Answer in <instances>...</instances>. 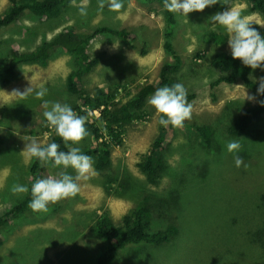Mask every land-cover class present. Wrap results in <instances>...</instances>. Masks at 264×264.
Masks as SVG:
<instances>
[{
    "label": "rangeland",
    "instance_id": "1",
    "mask_svg": "<svg viewBox=\"0 0 264 264\" xmlns=\"http://www.w3.org/2000/svg\"><path fill=\"white\" fill-rule=\"evenodd\" d=\"M81 2L75 0L74 6L71 0L59 18L49 22L35 21L28 13L16 25L0 29V58L9 57L12 49H34L64 29L76 36L98 27L139 29L142 38L136 49L113 37L109 43L105 35L94 39L88 53L99 64L84 77L82 85L95 93L116 82L134 81L130 87L134 96L137 87L155 82L163 65L172 60L165 47L167 23L163 8L156 1L123 0L121 18H117L118 14L107 6L100 9L99 0H87V15L82 16L78 9ZM220 3L226 7L219 8ZM9 6V0H0V16ZM229 7L240 11L264 37V17L251 11L248 0H218L203 12H192L188 17L176 15L175 33L171 36L182 59L178 81L187 92L197 95L191 104L192 117L185 123L210 125L216 133L213 147L202 148L201 137L185 125L176 128L170 169L157 185H150L137 167L160 135L159 116L150 105L148 120L129 126L123 145L114 148L109 171L99 173L93 165L88 178L77 181L79 191L75 197L50 204L47 212L34 213L29 208L10 220L9 226L0 227V264H97L107 242L96 235V221L107 212L118 226L146 191L163 199L176 195L181 233L161 248L139 245L120 252L115 264H264V236L258 243L252 237L264 228V118L241 138H233L226 131L236 115L227 112L230 102L248 108L257 105L259 99L242 84L211 88L218 73L209 61L220 47H211L204 40L205 33L210 31L227 35L221 29H212L210 17ZM144 46L145 54L141 53ZM221 49L231 54L228 39ZM75 66L73 55L58 48L47 66L20 65L11 84L0 86V216L30 193L33 158L23 150L33 140L44 146L50 139L51 134L44 133L43 113L50 110L51 104L45 106L44 101L71 107L77 104V97L67 90V78ZM252 78L264 83V66L255 69ZM30 87L47 88V95L37 99L34 92L23 97L14 93H24ZM230 140L240 142L238 155L247 167L235 166L233 154L226 149ZM91 144L88 140L74 147ZM42 168L40 178H59L64 172L76 175L71 168H55L49 163H43ZM128 178L133 190L118 197L111 187L118 189ZM14 185L27 186L29 192L14 194ZM154 219L160 221L157 216Z\"/></svg>",
    "mask_w": 264,
    "mask_h": 264
},
{
    "label": "trees",
    "instance_id": "2",
    "mask_svg": "<svg viewBox=\"0 0 264 264\" xmlns=\"http://www.w3.org/2000/svg\"><path fill=\"white\" fill-rule=\"evenodd\" d=\"M10 6L0 16V29L16 25L18 21L28 15L35 21L46 22L59 18L70 6L71 0H9ZM156 1L163 8L167 26L165 28L167 41L165 47L170 54L171 62L163 65L158 79L153 83H147L137 87L134 96L130 87L131 83L116 82L107 89H98L91 93L83 88L84 77L89 75L98 66L99 60L92 58L88 49L91 42L99 36H108L109 43L112 37L121 41L124 45L136 49L142 38V30H114L111 27H98L93 32L76 36L73 31L64 29L56 37L41 41L34 49L19 52L12 49L9 57L0 58V86H8L17 75L20 65L38 64L47 66L54 51L62 48L74 57L75 69L67 78V90L77 97V104L72 109L81 116L86 117L85 127L87 136L80 142L90 140V146L80 150L92 158L94 168L102 173L112 168V153L115 147H121L124 143L128 127L133 124H142L149 118L148 99L156 89L163 86H171L178 83L179 71L182 68L181 56L173 46L174 27L177 16L164 8V0H147L148 3ZM251 11L260 13L264 17V0H248ZM219 8H225L226 4H219ZM111 37V38H110ZM227 35L209 32L205 33V43L215 45L218 49L210 58V67L218 73V78L211 84L215 89L221 84L236 86L242 84L253 92L259 99L255 106L243 108L239 102L232 101L227 105V112H236L235 118L227 127V134L233 138H241L257 123L264 118V94L258 89L261 84L254 81L250 67L245 66L241 60L233 59L232 55L221 48L227 42ZM37 42V41H36ZM34 44V43H33ZM147 48L142 47L141 53L145 54ZM122 93H126L120 98ZM197 99V95L187 92V101L191 104ZM237 104L236 106L231 105ZM99 112V113H98ZM187 129L198 133L202 148L210 150L215 144V131L210 125H187ZM45 134H51L47 144L55 142L60 145L58 151H68L61 137L55 134L53 129L46 126ZM176 136V128L169 125L167 128L160 125V135L153 142L151 148L142 156L137 164L140 172L145 176L150 185H157L162 177L170 169V158L173 155V144ZM45 144V145H47ZM44 145V146H45ZM74 146V145H73ZM43 162L34 159L30 166L32 184L40 179L43 171ZM115 181V180H113ZM118 197L125 196L133 190L131 178L124 179L118 189L111 187ZM169 196L166 199L158 197L150 191L139 196L137 205L123 218L117 226L112 217L105 212L96 221L95 233L99 238L107 242L104 251L99 255L97 264H115L120 252L134 249L139 245L161 248L176 240L181 233L178 210V198ZM31 192L29 195L4 211L0 216V227L9 226L12 221L23 215L29 209ZM160 218L155 222V217ZM264 236V228L252 234L255 243L261 242Z\"/></svg>",
    "mask_w": 264,
    "mask_h": 264
},
{
    "label": "clouds",
    "instance_id": "3",
    "mask_svg": "<svg viewBox=\"0 0 264 264\" xmlns=\"http://www.w3.org/2000/svg\"><path fill=\"white\" fill-rule=\"evenodd\" d=\"M75 6V0H73ZM218 0H164V8L177 16L188 17L192 12H203L206 8L212 7ZM105 6L109 11L116 12L120 17V10L124 7L123 0H99V8ZM79 14L87 15V0H82L78 5ZM213 30L221 29L227 33L228 45L231 49L233 59H239L251 69H259L264 66V37L252 27V22L242 16L235 7H229L223 12H217L210 17ZM101 47V46H100ZM99 47V48H100ZM118 47V46H117ZM98 48V49H99ZM258 91L264 94V83ZM35 94L37 99H43L47 95V88H28L24 93L14 92L20 96ZM45 106L51 104L50 110H46L43 116L47 126L55 131V134L62 138L64 146L68 151H58L60 145L52 142L45 146L33 140L27 144L25 149L29 158L37 159L43 163H49L52 167L73 169L75 176L62 173L59 178L49 176L37 179L31 186V200L29 208L34 213L47 212L50 204H55L63 199L75 197L79 191L77 181L87 179L92 171V158L84 154L78 144L87 136L85 127L86 117L78 115L70 105L60 102L44 101ZM148 103L156 110L159 116V124L165 128L169 125L175 128H183L185 121L192 117V105L187 101V90L182 83H175L171 86H163L154 92L148 99ZM227 152L233 154L237 168L247 165L243 158L238 155L241 144L237 140H230L226 143ZM14 194L28 193L29 188L24 185H14Z\"/></svg>",
    "mask_w": 264,
    "mask_h": 264
},
{
    "label": "bare ground",
    "instance_id": "4",
    "mask_svg": "<svg viewBox=\"0 0 264 264\" xmlns=\"http://www.w3.org/2000/svg\"><path fill=\"white\" fill-rule=\"evenodd\" d=\"M99 113V112H98Z\"/></svg>",
    "mask_w": 264,
    "mask_h": 264
}]
</instances>
